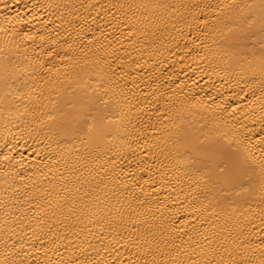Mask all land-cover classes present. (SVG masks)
<instances>
[{"label": "bare ground", "instance_id": "obj_1", "mask_svg": "<svg viewBox=\"0 0 264 264\" xmlns=\"http://www.w3.org/2000/svg\"><path fill=\"white\" fill-rule=\"evenodd\" d=\"M0 264H264V0H0Z\"/></svg>", "mask_w": 264, "mask_h": 264}]
</instances>
